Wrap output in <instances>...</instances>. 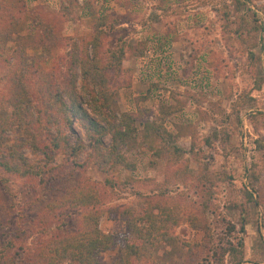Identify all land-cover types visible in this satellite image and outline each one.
Instances as JSON below:
<instances>
[{
	"label": "rangeland",
	"instance_id": "obj_1",
	"mask_svg": "<svg viewBox=\"0 0 264 264\" xmlns=\"http://www.w3.org/2000/svg\"><path fill=\"white\" fill-rule=\"evenodd\" d=\"M4 1L0 0V33L10 30L11 39H20L25 46L11 43L0 48V113L11 111L7 95L16 90L12 84L16 81L37 99L34 91L41 77L31 70L56 72L45 78L63 85L61 75L71 55L76 50L92 54L89 43L99 31L98 19L106 28L99 39L104 66L119 45L127 49L141 44L145 54L140 58L127 51L122 74L107 70L117 91L118 111L136 114L138 134L120 150L128 165L96 160L84 164L85 149L78 158L80 168L58 156L48 184L0 171V200L6 209L0 241L7 236L23 251L32 250L18 256L36 264V249L48 245L53 236L74 232L79 212H84L69 205L53 211L48 204L75 182L87 181L104 188L100 231L116 235L114 247L101 253L100 264H120L126 246L140 245L145 233L152 240L148 254L157 262L133 264H220V249L238 242L243 243V264H264V155L253 144L257 138L264 141V0H7L12 13L6 14L1 10ZM161 11L163 25L148 21ZM11 22L15 25L9 27ZM257 24L261 30L243 45ZM167 27L170 34L163 31ZM49 30L52 51L47 55L35 45ZM253 43L256 46L251 47ZM34 56L39 66L32 63ZM146 121L163 124L178 136L174 141L186 153L172 158L163 150L168 144L145 136ZM75 129L87 146L84 131L78 125ZM5 134V146L15 137L29 138L28 132L17 129ZM192 135L198 146L191 145ZM203 138L210 144L199 146ZM152 141L155 148L150 149ZM104 142L109 146L108 136ZM23 153L32 161L41 157L28 150ZM246 192L253 195V202L247 201ZM148 197L169 208L173 222H161L150 231ZM157 217L162 220V209L154 210ZM192 217L207 228L211 239L194 227ZM230 259L224 254L222 264H230ZM60 264L72 263L65 259Z\"/></svg>",
	"mask_w": 264,
	"mask_h": 264
},
{
	"label": "trees",
	"instance_id": "obj_2",
	"mask_svg": "<svg viewBox=\"0 0 264 264\" xmlns=\"http://www.w3.org/2000/svg\"><path fill=\"white\" fill-rule=\"evenodd\" d=\"M6 1H4L5 5H1V10H4L5 14L11 12L6 7ZM164 13V11H161L159 15H154L155 17L153 16L148 21L163 25ZM166 14L168 15V13ZM92 18H95V16H92ZM33 21L35 24L42 26L38 19L34 18ZM14 25V22L9 23V27ZM98 27L99 31L89 43L92 54L90 55L88 51L76 50L71 55L66 73L61 75L65 77V82H62L63 85H60L56 80L50 81L45 78L47 76L52 77L56 72H45L40 68V70H31L33 75L39 74L41 77L40 82L37 83V89L34 91L37 99L32 97L33 91L28 90L26 85L17 86L22 82L12 83L16 85V90L7 95V103L11 111L0 113V171L5 175L21 179H33L39 184H48L53 180L54 168L51 165L57 160L58 156H62L71 167L80 168L83 164L78 161V158L84 153L85 149L88 151L84 164H90L89 160H96L97 164L102 163L103 165L110 162L113 165H128L120 150L128 146L129 142L134 140L138 134V129L134 125L136 114L118 111L116 106L117 91L108 78L107 70L118 71L122 74L124 57L129 56L126 52L130 51L133 56L141 58L145 54V48H141V44H130L127 49L123 45H119L116 50L110 52L108 64L104 66L101 59L99 39L101 33L106 32V28L99 19ZM260 30L261 24H257L253 30L248 31V37L243 39L241 43L246 46ZM163 31L170 34L168 27L164 28ZM261 32L263 33V30ZM11 36L10 30L0 33L1 49L5 50L4 48L11 43L18 47L25 46V43L20 42V39L16 41L11 39ZM176 40L181 39L177 38ZM184 40L187 41L184 46L186 48L188 46V36ZM192 42L195 41H190V43ZM36 43L35 47L41 53L49 55L52 51L51 31L49 30L44 35L39 36ZM252 46H256L255 43L251 44ZM248 55L251 58L253 57L252 52H249ZM257 60L260 61V57ZM32 61L33 64L36 63L39 66L40 61L37 57L34 56ZM26 74H28V69L25 68L24 76ZM20 80L23 81L24 79L20 78ZM169 115L171 114L167 113V117ZM75 125H78L84 131L88 141L87 146L79 136ZM142 128L147 138L156 137L161 139L163 144H168L169 148L163 147V150L171 153L172 158L178 159L186 153V150L179 147L174 141L178 136L170 133L163 124L158 126L154 121H146ZM15 129L19 132H28L29 138L15 137L12 139V144L9 142V145L5 146L7 143L5 133L15 131ZM107 136L110 139L109 146L104 142ZM214 136L217 137L216 133H214ZM154 144L153 141L148 143L149 148H155ZM209 144V139L203 138L199 146ZM253 144L264 155L263 139L257 138L253 141ZM191 145L193 147L197 145L194 135H192ZM2 149L6 153H3ZM24 150H28L34 157L37 153H40L41 157L32 161L29 156L23 153ZM157 155H160V153H157ZM103 189V187L87 181L75 182L74 185L65 190V195L62 194L60 197L51 200L48 207L53 211L69 205L71 208L84 209V212H79V226L74 232L69 231L59 236H53L48 245H45V247L40 245L36 249V255H38L36 264H60L65 259L70 260L72 264H100L101 253L114 247L116 237V235H105L99 229V208L102 203L100 191ZM246 196L248 202H253L252 194L246 192ZM146 199L149 209H152L151 215H148L149 227L151 226L150 231H156L155 226L161 227V222H173V219L169 217L171 215L169 208L160 207L161 203L159 201L151 200L149 197ZM155 209H162V220L160 217L154 218ZM5 210L0 200V222L3 215L6 214L4 213ZM191 220L195 223L194 227L201 228L208 238L211 236L207 233V228H203L202 223L198 222L196 217H192ZM240 230L243 231V226L240 227ZM144 236L146 239L140 245L129 243L130 245L126 246L127 251L122 256L120 264H133L134 261L157 262L154 255L148 254L152 245V240L148 239L150 234L145 233ZM5 241H0V264H16L14 263L16 260L21 264H27L25 258L22 256L20 258L18 255H26L32 250L23 251L22 245H18L17 241L11 240L7 236ZM220 250L223 254L221 255L220 264L223 263L224 254L230 256V264L244 263L243 243L229 244L228 247ZM10 255H13V257Z\"/></svg>",
	"mask_w": 264,
	"mask_h": 264
},
{
	"label": "crops",
	"instance_id": "obj_3",
	"mask_svg": "<svg viewBox=\"0 0 264 264\" xmlns=\"http://www.w3.org/2000/svg\"><path fill=\"white\" fill-rule=\"evenodd\" d=\"M175 41H179V40H176V39H174Z\"/></svg>",
	"mask_w": 264,
	"mask_h": 264
}]
</instances>
